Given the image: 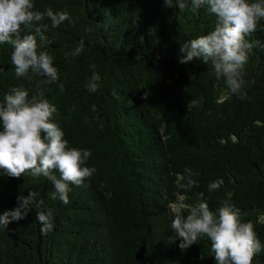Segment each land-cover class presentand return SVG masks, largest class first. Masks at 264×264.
<instances>
[{
    "label": "trees",
    "instance_id": "obj_1",
    "mask_svg": "<svg viewBox=\"0 0 264 264\" xmlns=\"http://www.w3.org/2000/svg\"><path fill=\"white\" fill-rule=\"evenodd\" d=\"M34 4L42 13L51 7L79 18L56 28L42 21L60 79L51 85H38L41 77L17 79L13 47L0 44V100L13 86L23 85L30 96L46 89L58 110L52 121L70 147L91 150L87 166L96 173L83 186L70 185L64 205L49 198L52 185L43 176L14 178L0 170V214L15 208L18 196L37 194L25 219L0 228V264H215L207 238L183 251L170 240L169 203L184 197L194 205L199 193L213 211L224 200L234 204L264 245V49L255 47L249 57L250 83L240 99L216 79L211 61L179 63L180 44L215 25L207 4L197 11H180L175 0L171 7L163 0ZM249 39L264 43V32ZM81 40L83 52L66 56ZM94 71L100 87L89 93ZM185 168L199 173L193 177L199 186L188 191L176 186ZM218 179L223 185L209 192ZM46 209L54 229L45 235L37 214ZM257 259L264 264V249L253 264Z\"/></svg>",
    "mask_w": 264,
    "mask_h": 264
},
{
    "label": "clouds",
    "instance_id": "obj_2",
    "mask_svg": "<svg viewBox=\"0 0 264 264\" xmlns=\"http://www.w3.org/2000/svg\"><path fill=\"white\" fill-rule=\"evenodd\" d=\"M163 2L165 7L173 5V0ZM175 3L180 11H197L207 4L216 17L214 27L207 34L180 44L183 56L179 63L188 64L199 58L205 63L211 61L216 79L223 80L229 95L244 99L245 87L250 83L245 79V66L255 47L264 49V43L249 39L257 30L264 32V24H261L264 0H175ZM34 9V0H0V44L13 47L10 59L17 79L32 81L33 77H41L38 85H51L58 82L60 73L54 65L55 57L46 50L50 43L46 35L48 25L42 21L47 18L51 27L56 28L66 21L74 24L79 18L74 19L66 10L54 11L48 7L42 13ZM83 50L81 40L66 56H78ZM100 81V74L94 71L85 85L88 92L95 93ZM45 92L46 89L38 88L30 96L29 89L23 85L13 86L0 100V170L14 178L26 174L43 176L52 185L49 198L67 205L70 185L83 186L85 180L94 176L96 168L87 166L91 150L70 147L64 138L65 132L52 121L58 110ZM143 98L147 99V95ZM198 175L185 168L176 186L185 191L198 187V181L193 179ZM223 183V179L210 182L208 191L218 190ZM36 195L30 192L27 196H18L17 206L0 214V228L8 229L10 223L25 219ZM199 196L200 202L194 205L185 204L184 197H180L179 204L169 203L173 214L170 228L174 233L170 240H179L178 247L183 251L207 238L215 264H253L264 249L253 222L243 220L240 209L228 200L213 211L203 200L204 194L199 193ZM37 219L41 234L53 231L51 209L39 212ZM256 264H259L258 259Z\"/></svg>",
    "mask_w": 264,
    "mask_h": 264
}]
</instances>
